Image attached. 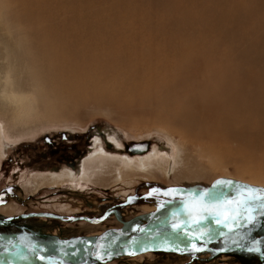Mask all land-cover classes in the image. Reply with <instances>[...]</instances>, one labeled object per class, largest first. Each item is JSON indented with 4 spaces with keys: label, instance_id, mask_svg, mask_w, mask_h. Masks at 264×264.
I'll use <instances>...</instances> for the list:
<instances>
[{
    "label": "rangeland",
    "instance_id": "rangeland-1",
    "mask_svg": "<svg viewBox=\"0 0 264 264\" xmlns=\"http://www.w3.org/2000/svg\"><path fill=\"white\" fill-rule=\"evenodd\" d=\"M126 2L135 10L123 8V16L172 17L174 22L184 19L186 23L181 22L180 25L179 22L180 29L193 31L197 37L203 33L212 40L216 39L217 47L233 56V105H224L220 100L224 92L220 93L217 103L199 100L187 103L191 104L189 108L200 125L207 127L208 132L215 136L205 141L209 145L202 154L194 151L193 146H187V151L197 160L200 175L177 183L172 179L173 175L158 169L154 173H144L146 177L134 179L127 191L120 190V185L100 188L81 181L62 187H45L35 193L31 185H24L33 174L63 169L68 165L78 167L83 154H88L89 142L96 137L95 130L105 128L124 144L150 140L149 151L155 147L163 148L166 160L171 157V163L175 167L178 165V136L169 134L167 126L151 110H123L109 101L92 100L78 105L71 115L58 112L54 116H39L33 122L20 126L27 128V133L15 136L16 132L12 130L0 134V218L50 211L64 216L86 215L97 219L106 211L109 213L97 224L52 217H30L0 224V248L17 244L55 246L60 241L97 235L129 221L134 224L143 222L146 214L184 199L189 195L185 190L221 186L217 184L220 180L232 181L234 185L250 182L257 176L264 177V135L254 132V126L264 120V116L258 114L259 109L264 108V97L258 98V94L246 86L247 81L264 75V3L260 0ZM46 139H52V142L48 143ZM170 189L176 191L170 192ZM5 207H10L11 212H3ZM192 215L188 208L182 209L151 237L177 231L173 224L183 227L193 221ZM164 216L159 215L156 220L161 221ZM195 232L190 229L185 237ZM99 264H264V216L210 244L202 242L195 244V248L180 247L124 256Z\"/></svg>",
    "mask_w": 264,
    "mask_h": 264
},
{
    "label": "bare ground",
    "instance_id": "bare-ground-1",
    "mask_svg": "<svg viewBox=\"0 0 264 264\" xmlns=\"http://www.w3.org/2000/svg\"><path fill=\"white\" fill-rule=\"evenodd\" d=\"M122 9L135 10L126 0H0V134L13 130L20 136L27 133L20 126L39 116L71 115L80 104L109 101L123 110H151L161 119L178 136V165L160 147L131 155L107 148L96 132L77 168L33 174L24 185L35 193L81 181L127 191L134 179L158 169L177 183L200 175L187 146L202 154L214 135L187 103H217L224 92L220 100L233 105V56L216 39L180 29L184 19L125 17ZM247 83L264 97V75ZM104 130L115 146L125 145ZM254 132L264 135V120ZM244 183L264 188V177Z\"/></svg>",
    "mask_w": 264,
    "mask_h": 264
},
{
    "label": "water",
    "instance_id": "water-1",
    "mask_svg": "<svg viewBox=\"0 0 264 264\" xmlns=\"http://www.w3.org/2000/svg\"><path fill=\"white\" fill-rule=\"evenodd\" d=\"M102 137L105 135L104 130H99ZM151 147V141H137L132 144H126L125 149L129 153L145 152ZM244 185L253 186L258 189H264L259 186L248 183L234 184L231 187L224 185L213 186L207 189H188L185 190L189 197L177 201L173 204L164 205L146 214L143 223L128 222L120 227L106 229L100 234L86 236L70 241H60L55 246H30L25 244L10 245L0 248V264H99L104 261H113L124 256L139 255L156 251L177 250L180 247H191L197 243H212L226 235L236 231L247 222L244 215L235 219L233 227L230 229L222 224H217L213 216L201 220L199 224L193 221L177 231L164 235L151 237L157 234L167 222L186 205L199 200L205 192H223L226 197L235 200L238 193L243 190ZM155 189H160L155 187ZM161 190V189H160ZM223 202V199L220 201ZM260 201L254 202L255 216L260 218L264 216V208L260 207ZM109 211L97 219H92L86 215H60L55 212L43 211L32 213H20L9 217L0 218V224H7L16 219H27L30 217H52L61 220H85L91 223H100ZM167 214L161 221L156 218L159 215ZM220 226H224L218 231L211 232ZM190 229L197 230L194 235L185 237L186 232ZM202 233H204L202 235ZM181 239L189 241L187 244H178ZM131 253V254H130ZM44 259L41 260L40 257Z\"/></svg>",
    "mask_w": 264,
    "mask_h": 264
},
{
    "label": "snow or ice",
    "instance_id": "snow-or-ice-1",
    "mask_svg": "<svg viewBox=\"0 0 264 264\" xmlns=\"http://www.w3.org/2000/svg\"><path fill=\"white\" fill-rule=\"evenodd\" d=\"M217 184L231 187L233 182L220 180L217 181ZM169 191L175 192L176 190L170 189ZM222 199L223 204L220 203ZM256 201H260V207L264 208V189L244 185L243 190L238 193V198L235 200L228 199L223 192L216 193L209 191L203 193L199 200L186 205V207L190 215L195 213V215H192L193 223L199 224L201 220L207 219L208 215H212L217 224H222L231 229L233 223H229V221L234 222L241 215L245 216L248 223L255 222L254 202ZM180 227L181 225L173 224V228L179 229ZM193 248H195V245H193ZM40 259L43 260L44 257L41 256Z\"/></svg>",
    "mask_w": 264,
    "mask_h": 264
},
{
    "label": "flooded vegetation",
    "instance_id": "flooded-vegetation-1",
    "mask_svg": "<svg viewBox=\"0 0 264 264\" xmlns=\"http://www.w3.org/2000/svg\"><path fill=\"white\" fill-rule=\"evenodd\" d=\"M96 132L99 133V134H101L99 130H95V136L97 135ZM105 135H106V134H105ZM105 135H104V137H105ZM104 137H103V138H104ZM89 138H90V136H89ZM94 138H95V137H94ZM105 138H106V137H105ZM104 140H105V141H103V143L105 144V147L109 148V147L107 146V143H108L110 146L116 148V149H115L116 151H125L126 153H128L129 155H131V154H130L129 152H127V150L125 149V145H126V143H125L124 146H122V148H120V147H118V146H115V144H114L112 141L110 142L109 140H107V138L104 139ZM106 140H107V142H106ZM46 141L49 143V142H52V139H46ZM92 141H93V139H92ZM92 141L89 142V144L91 145V147H92V143H91ZM112 143H113V144H112ZM91 147H90L89 149H92ZM89 149H88V150H89ZM117 149H118V150H117ZM86 152H87V151H86ZM85 155H87V154H86V153L83 154V157H84ZM72 167H74V166L68 165L67 167L65 166V167H63V168H69V169H71ZM75 167H77V166H75ZM61 169H62V168H60V169H51V170H59V171H60ZM51 170H50V171H51ZM47 171H49V170H47ZM186 197H189V195H186ZM186 197H185V198H186ZM229 199H233V197H232V198H229ZM220 203H223V202H220ZM172 204H173V203H172ZM168 205H169V204H168ZM163 215L166 216L167 214L165 213V214H163ZM165 216H164V217H165ZM173 217H174V216H173ZM173 217H172V218H173ZM172 218H171V219H172ZM171 219H170V220H171ZM170 220H169V221H170ZM194 231H197V230H194ZM212 232H214V231H212ZM177 243H178V244H187V243H189V241H187V240H182V241H179V242H177Z\"/></svg>",
    "mask_w": 264,
    "mask_h": 264
}]
</instances>
